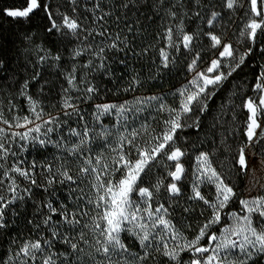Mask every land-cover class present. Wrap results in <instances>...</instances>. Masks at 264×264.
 Here are the masks:
<instances>
[{
	"label": "snow or ice",
	"instance_id": "snow-or-ice-1",
	"mask_svg": "<svg viewBox=\"0 0 264 264\" xmlns=\"http://www.w3.org/2000/svg\"><path fill=\"white\" fill-rule=\"evenodd\" d=\"M206 2L23 0L21 6L0 9V17L27 28L23 51L35 56L13 68L0 42V93L11 85L27 108L20 115L23 109L8 92L11 116H6L0 96V264H264V0H220L230 16L243 18L235 42L218 31V11L204 21L208 31L199 25L186 28L184 19L201 17ZM109 4L125 20L143 12L148 20L158 18L161 31L155 42L136 52L127 36H113ZM36 19L47 21L42 26L52 47L34 41L29 26ZM133 23H139L138 16ZM126 28L133 32L130 25ZM201 37L214 57L207 67ZM149 49L158 57L156 73L145 78L127 71L128 59L146 56ZM108 51L121 54L119 77L113 70L117 60ZM178 58L188 60L190 78L169 93L173 103L161 94L136 95L146 79L174 70ZM62 61L71 63L65 67ZM50 69L63 79L56 103L42 99L50 83L42 73ZM225 85L232 96L236 87L241 92L250 87L240 105L231 98L219 105L221 114L231 106L233 124L236 108H242V127L224 128L226 135L217 130L214 147L197 152V144L204 142L201 117ZM121 93L132 98L101 99ZM145 112L148 116L141 119ZM218 125L224 126L221 115L209 127ZM189 129L197 144L188 143L191 133L183 135ZM236 131L242 139L230 143ZM189 148L194 150L191 161ZM186 184L191 189L187 199L204 206V219L191 238L185 234L191 225L177 219L175 208L182 204ZM202 186L211 187L212 195ZM29 203L34 214L22 234L13 225Z\"/></svg>",
	"mask_w": 264,
	"mask_h": 264
},
{
	"label": "trees",
	"instance_id": "trees-1",
	"mask_svg": "<svg viewBox=\"0 0 264 264\" xmlns=\"http://www.w3.org/2000/svg\"><path fill=\"white\" fill-rule=\"evenodd\" d=\"M55 3L64 4L65 0H55ZM23 4V0H0V9L9 8L13 6H21ZM111 8V4L107 6ZM113 12V16L109 20V31L110 33L115 36L116 33H119L121 37L127 36L130 45L135 48L136 52H140L142 49L146 48L149 44H152L156 40V34L161 31L160 26L157 24V19L148 20L146 17L148 16L147 12L137 13L136 15L129 14L128 19L125 20L123 15L121 14V10L119 8H111ZM61 11H64L61 8ZM119 16L120 19L117 20L116 17ZM139 17V23H133ZM191 16V13H189ZM186 19V18H185ZM184 19V23L186 20ZM195 19V18H194ZM47 23V21H41L39 19L34 20L33 24L30 25L31 29L35 33L33 39L38 43L44 44L46 47H52V41L48 40L46 37L45 32L43 31V26ZM87 23V21H86ZM163 23L167 24L168 21L165 20ZM126 24L130 25L133 28V32H128L126 28ZM0 36L3 37V40L0 41L4 44L3 55L5 57L6 62H11L13 68H22L24 64L31 60V55L27 52L23 51L25 47V43L23 41L24 32L27 31V28L22 27L21 25L14 24L9 18L7 17H0ZM37 25H41L37 27ZM54 40L58 41L59 37H54ZM97 39H100L97 37ZM159 43L156 44V47H160ZM61 51L65 53V60H67V50L61 48ZM201 54L202 59L204 60V67H206L210 59L212 58V54L209 53L205 55L204 51ZM108 56H115L117 63L113 64V70L116 73V76L119 77L121 74V66L119 65L118 61L121 58L120 53H115L113 51L106 52ZM131 55V54H130ZM206 58V59H205ZM154 62H158V57L154 50L149 49L148 55L146 56H136L134 59H128V69L127 71H135L138 72L142 77H152L156 73V67ZM61 63L65 64V67H68L71 61L65 63L62 61ZM188 63L187 59H180L177 60V66L174 70L170 73L168 70H163L161 74L156 79H146L144 85L137 90L136 95L146 96V95H154V94H161L165 95L166 100L168 103L174 102V97L169 95L170 92H174L177 88H179L182 84L186 83L187 80L190 78V74L185 70V65ZM127 71L125 74H127ZM20 79H23V73L20 75ZM42 79H47L50 81L49 84L45 85V95L42 96V99L45 103H56L59 99V85L63 83L62 77L59 76L58 70L50 69L45 70L42 73ZM236 84L239 85L241 81V75L236 74L234 77ZM246 81H251L253 77L251 76H244ZM119 80L113 82V84H109L108 87L112 88L115 86L116 83H119ZM35 91V88H33ZM237 95L232 96L231 92L232 89L229 88L228 85H225L219 92H217L216 96L211 99L209 102V111L201 117V132H202V139L203 143L197 144L196 134L189 129L187 132L183 133V135L187 136L191 133V139L188 141L189 144H197L195 151H200L201 149L207 150L212 149L214 147L213 141H219L220 137L216 135L217 130L224 133V128L231 129L233 127H237V124L242 127L243 117L245 112L242 108L237 107L235 110V117L237 124H233V116H232V108L229 106L228 109L225 110L223 114L220 113L219 105L226 103L229 98L235 102V105L241 104V97L251 94L250 87L246 88L244 92L240 91L239 87L235 88ZM12 92L15 93L14 88L10 85L9 88L5 89V93ZM131 93H121L117 96L113 97L109 94L107 97H102L101 99H109V100H116L119 102L120 100L124 99H131ZM8 101L5 102V107L7 108ZM85 107H87L85 105ZM158 117V114L153 113ZM217 115H221V119L224 122L223 128L219 125L217 129L210 128L209 125L213 123V118ZM144 116H148V112L143 113L141 119ZM149 120L154 126H157L156 121L152 120L149 117ZM157 130H159L157 126ZM225 135L227 133H224ZM235 138L237 141L242 139L239 131L233 133L232 137H229V142L231 143L232 139ZM194 151L193 149L189 148V152ZM219 155V154H218ZM33 156H37L36 153H33ZM223 159V157H221ZM237 184H240V181H236ZM185 192V191H184ZM205 194L211 196L212 192L208 193L206 190L203 191ZM188 193V192H187ZM58 195H63V193H58ZM182 204L176 205V209H180L178 211L179 220L182 224L191 225V228H194L196 231L197 226L199 225V220L201 217L200 212L203 211L204 206L199 201H188L186 198H181ZM183 207H190L191 211L188 213L183 212ZM34 214V209L32 205L29 203L24 208H21V216L16 220L13 227L18 229L20 233L26 234L28 231L27 225V218L31 217ZM207 213L205 212V216ZM188 228L186 230H189ZM195 233V232H194ZM4 251V240L3 237H0V253Z\"/></svg>",
	"mask_w": 264,
	"mask_h": 264
},
{
	"label": "rangeland",
	"instance_id": "rangeland-1",
	"mask_svg": "<svg viewBox=\"0 0 264 264\" xmlns=\"http://www.w3.org/2000/svg\"><path fill=\"white\" fill-rule=\"evenodd\" d=\"M219 5H220V0H207V2L205 4V7L203 9H201V17L195 18V19L194 18H192V19L186 18L185 19L186 20V22H185L186 28L189 31H192V30H195L197 28V26L199 25V27L203 31H208L207 27L204 24V21L209 18V14H210L211 11H213V10L214 11H218V12L222 13V15L220 17L221 23L217 26L218 31H222L224 33V37L226 39L230 38L233 42H235L236 41V36L238 35L239 30H240V28L242 26L243 18L240 17L239 14H237L236 16H230L228 14V12L226 10L222 9ZM207 44H208L207 38L201 37V40H200L201 54L203 53L202 51H204L205 55H208L210 53V52L205 51L204 48H203V46L207 45ZM28 53L31 55V60L33 59L32 61H34L35 60L34 54L31 51H29ZM212 58H214V57H212ZM205 65H207V64H205ZM7 93H5V92L4 93H0V96H4L5 97L4 105H5V102L8 101V98L6 96ZM13 102L19 104L20 107L23 109V111L19 113L20 115H23V114L27 113V108H26L25 101L23 100V98H15V93H14L13 94ZM52 110L55 111V109H52ZM5 115L9 116V117L11 116V114L7 111L6 107H5ZM192 152L193 151L189 152L188 159L190 161L192 160V156H191ZM257 175H259V173H257ZM204 190H206L208 193L213 191V189L211 187L205 188V187L202 186L201 187V191L203 192ZM184 191H185L184 195L181 198H186L189 195H191L190 185L186 184ZM188 201L190 202L191 200H188ZM179 210L176 209V217H177V219H179V216H178V211ZM203 219H204V217L200 218L199 224L201 223V221ZM194 232H195V229L191 228L189 230H186L185 234L188 235L189 238H191V235L194 234Z\"/></svg>",
	"mask_w": 264,
	"mask_h": 264
}]
</instances>
